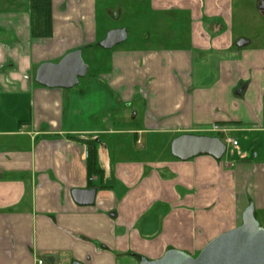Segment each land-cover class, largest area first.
Instances as JSON below:
<instances>
[{
	"label": "crops",
	"instance_id": "0c3cea01",
	"mask_svg": "<svg viewBox=\"0 0 264 264\" xmlns=\"http://www.w3.org/2000/svg\"><path fill=\"white\" fill-rule=\"evenodd\" d=\"M51 1L50 38L32 37L29 0L0 1V264L197 257L251 203L264 212V47L235 36L232 0H114L102 19L100 0ZM125 4L169 33L100 48ZM79 50L78 86L36 82L41 65ZM185 134L238 145L182 161L172 143ZM76 190H95L94 203Z\"/></svg>",
	"mask_w": 264,
	"mask_h": 264
},
{
	"label": "water",
	"instance_id": "95a60500",
	"mask_svg": "<svg viewBox=\"0 0 264 264\" xmlns=\"http://www.w3.org/2000/svg\"><path fill=\"white\" fill-rule=\"evenodd\" d=\"M259 10L264 14V0L261 1ZM127 37L125 29H113L99 43V47L111 50L124 43ZM88 71L82 51L79 50L68 54L57 64L41 65L36 82L48 88L69 90L78 86ZM226 151V144L218 137L185 134L172 143L173 156L182 161L203 155L221 160ZM95 194V190H76L74 198L79 204L92 205ZM140 264H264V229L260 226L255 206L251 203L243 214L242 224L210 241L197 257L179 250H170L159 260L142 258Z\"/></svg>",
	"mask_w": 264,
	"mask_h": 264
},
{
	"label": "rangeland",
	"instance_id": "374dc122",
	"mask_svg": "<svg viewBox=\"0 0 264 264\" xmlns=\"http://www.w3.org/2000/svg\"><path fill=\"white\" fill-rule=\"evenodd\" d=\"M2 1L9 2L10 0ZM113 1L114 0L99 1L96 11L99 19L107 17L108 9L110 7H114L116 10L119 8L118 6H115ZM261 1L263 0H232L231 3L232 21L235 26V36H243L245 38L251 39L255 47H264V14L262 12L261 14L258 10V6L260 5ZM137 9H141V11H138ZM108 20L109 21L106 24L108 25L107 28H110V30L120 27H126L128 29L129 38L125 43L118 45V49L128 48L134 44H140L141 40L147 35L151 36L152 39H158L159 37H164L168 32L165 30L166 28L163 29L165 26H163L160 22H157L155 17L146 13L144 5L135 8V4H125L123 6V14L119 19L115 20L111 17H108ZM96 52L102 54L104 53V50L97 48ZM81 81H84V78L81 79ZM230 136H235L237 138L240 137L239 134H232ZM246 144L248 146L247 148L251 146V143H248V141H246ZM227 146L230 149V145L227 144ZM251 187L252 185L250 184L245 186L246 189L244 192H247L246 197L248 195L252 196ZM255 215L260 226L264 229V212L259 211L255 213Z\"/></svg>",
	"mask_w": 264,
	"mask_h": 264
},
{
	"label": "trees",
	"instance_id": "16d2710c",
	"mask_svg": "<svg viewBox=\"0 0 264 264\" xmlns=\"http://www.w3.org/2000/svg\"><path fill=\"white\" fill-rule=\"evenodd\" d=\"M29 10L31 13V35L34 38H50L52 30V1L51 0H29ZM222 138V136H219ZM94 151L89 150V160L94 172ZM90 169V168H89Z\"/></svg>",
	"mask_w": 264,
	"mask_h": 264
},
{
	"label": "built area",
	"instance_id": "2783aa9c",
	"mask_svg": "<svg viewBox=\"0 0 264 264\" xmlns=\"http://www.w3.org/2000/svg\"><path fill=\"white\" fill-rule=\"evenodd\" d=\"M212 131L217 132L219 134H224V133H228L229 131H231V128L230 127H226V126L213 125ZM223 141L226 144H232L234 146L238 145L237 141H235L234 139H231L229 137L225 138ZM87 156H88V153H87ZM35 264H48V262L44 258L38 256L36 258Z\"/></svg>",
	"mask_w": 264,
	"mask_h": 264
}]
</instances>
